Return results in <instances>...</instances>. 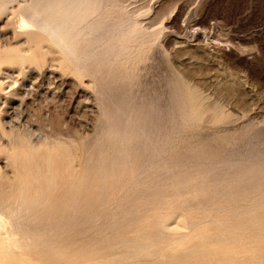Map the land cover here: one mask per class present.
I'll use <instances>...</instances> for the list:
<instances>
[{"label":"rangeland","instance_id":"1","mask_svg":"<svg viewBox=\"0 0 264 264\" xmlns=\"http://www.w3.org/2000/svg\"><path fill=\"white\" fill-rule=\"evenodd\" d=\"M3 1L0 203L25 182L39 232L0 229L18 264H264V0H98L94 18L124 24L102 64L136 124L23 25L31 0Z\"/></svg>","mask_w":264,"mask_h":264},{"label":"bare ground","instance_id":"2","mask_svg":"<svg viewBox=\"0 0 264 264\" xmlns=\"http://www.w3.org/2000/svg\"><path fill=\"white\" fill-rule=\"evenodd\" d=\"M4 1H6V0H4ZM97 3H98V0H31L29 3L22 5V7L24 9H26V11L29 13V15L31 17V19L30 18L29 19L32 21H30V20L27 21L24 18L23 19V25L25 24L26 26L29 27V23L32 22L31 24L33 26H35V32H32L33 34L35 33L37 35H43V34L47 35L48 37H50L51 40L58 42L60 45L65 46L67 49H69V51L74 55V57L76 58L77 61H79L81 63L87 62V65L89 66L88 70H90L94 74L96 82L98 83L100 90H101V93L104 95L105 100L110 101L113 104V116L110 113L108 115V117L111 118V116H112V119H117V118L121 119V117H125V118L130 119L134 124H136V121L134 120V118H131V116L128 114L125 104L122 101H118L114 98L115 86L112 85L110 70L107 66L102 64L104 59L110 58L112 56V53H113L112 51L118 50L121 47H123V42H122L121 38L119 37V34L124 31V24H123V21L121 19H109V18H98L97 19V18H94V14L96 13L97 8H98ZM21 15H22V13H21ZM31 28L32 27H30V29ZM26 29H28V28H26ZM79 41H83V43H84L83 44L84 45L83 50L77 49L76 44H79L78 43ZM95 43H98L102 46L106 45L107 48H104V52H102L100 54V57L98 59L95 57L92 60L90 56H91V52L93 51L92 45ZM96 46L94 48H96ZM111 48H113V49H111ZM93 52H95V50ZM92 55H94V53ZM106 103H108V102H106ZM181 118H183V117H181ZM120 133H121V137H122L123 132H120ZM124 135H125V133H124ZM123 137H125V136H123ZM102 165L104 166V164H102ZM104 171H105V169H104ZM102 173H103V171H102ZM148 173H149V171H148ZM26 190H27V185L25 184V182H22V187L14 195V197L11 200H9L8 202L6 201L7 203L5 202V204L0 203V229H6V228L8 229V227L11 226V228H12L11 231L13 232L14 238H17V239L23 240V241H28L29 239L36 237V240H37V237L39 236V232H31L30 231L31 228L29 229V227L24 223L23 217H22V214L20 211L21 208L28 203V195L26 194ZM188 190H189V188H188ZM10 204H16L19 209L17 210V208H15V209L10 208ZM49 214L50 213H48V216H50ZM127 215H129V214H127ZM52 219H54V218L52 217ZM81 220L85 221L84 219H81ZM81 220L79 219V221H81ZM69 223H67L66 227H68ZM47 224H49V223H47ZM55 224H57V223H55ZM56 226L58 228V225H56ZM44 227H46V226H44ZM61 227H63V226H61ZM40 228L41 227H39V229ZM54 229H55V227H54ZM48 232H49V230H48ZM48 232H47V234H48ZM62 232H64V231H62ZM62 232H60V234ZM53 234H57V233H53ZM158 237H160V236H158ZM50 239H52V238H50ZM56 239H57V237H56ZM132 240H134V239H132ZM59 241H57V242H59ZM49 243H51V242L49 241ZM54 243L55 242L53 241V244ZM57 245H58V243H57ZM126 245H123V246L126 247ZM153 245H151V246H153ZM149 246H150V244H136L133 247L131 246L132 247L131 251H137L141 248H146ZM46 247H48V246H46ZM46 247H44V248H46ZM14 249H15V247L12 243H10V242L7 243L3 238L0 237V264H18L19 257L13 253ZM49 249H50V247H49ZM50 250H52V249H50ZM50 250H48V251H50ZM163 250H165V249H163ZM51 254H53V253H51ZM137 254H139V253H137ZM155 254H153V255H155ZM139 255H141V254H139ZM55 256H57V255H55ZM137 257H138V255H137ZM63 258L66 259V257H63ZM93 259H95V258H93ZM66 260H68V258ZM25 262H27V261H25ZM76 263H77V261H76ZM87 263H89V261L86 262V264ZM93 264H94V262H93Z\"/></svg>","mask_w":264,"mask_h":264}]
</instances>
